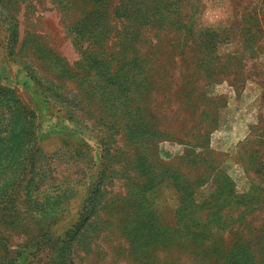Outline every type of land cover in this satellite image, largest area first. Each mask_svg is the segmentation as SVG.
I'll use <instances>...</instances> for the list:
<instances>
[{
  "label": "rangeland",
  "instance_id": "374dc122",
  "mask_svg": "<svg viewBox=\"0 0 264 264\" xmlns=\"http://www.w3.org/2000/svg\"><path fill=\"white\" fill-rule=\"evenodd\" d=\"M154 5L82 69L93 2L0 0V264H264V0Z\"/></svg>",
  "mask_w": 264,
  "mask_h": 264
},
{
  "label": "trees",
  "instance_id": "16d2710c",
  "mask_svg": "<svg viewBox=\"0 0 264 264\" xmlns=\"http://www.w3.org/2000/svg\"><path fill=\"white\" fill-rule=\"evenodd\" d=\"M57 1L62 8L67 7L68 0ZM90 1L94 3L96 9L88 11L75 24H73L70 29L73 34V43L79 54V60L74 67H81L84 69V67L90 65L89 67L91 68L93 67L92 62H95L97 58L110 57L112 59L120 55L125 56L129 50L131 52L134 51L135 54L138 53V48L135 43L141 41L140 32L142 31V27L144 25L149 26L155 24L153 23V21L156 20L155 17H153V12L156 8L154 0H122L113 14L104 11L107 10V3L109 0ZM162 8L163 9L159 11L160 15L163 16V19H159L160 25H163V20L166 19L164 14L168 12L169 4H164ZM111 31H113L112 37L110 36ZM13 34H15V27L13 28ZM102 45H104L106 49L97 52L95 47H102ZM18 101L19 100L16 99L11 92L0 89V109L3 108L5 104H15L22 108ZM19 118L21 123L23 122L26 124V120H28L26 114L22 115L21 113ZM15 125L17 124L15 123ZM28 129L30 131V128ZM7 131L11 133L13 132V129L10 128ZM29 131L26 129L23 133L28 135ZM12 137L4 139L0 138V164L6 163L7 160L10 159V156L5 150L6 142L11 141ZM25 151L26 148L18 153L19 157H22V160L27 158L24 155ZM15 161L18 163L19 160L15 159ZM31 161L32 159L30 160V164L32 165ZM214 175L215 174L209 177L210 180L215 181L213 178ZM1 180L2 184L6 179L2 177ZM2 186L4 185H1L0 189L2 190L0 191V198L2 199L0 205L5 201L4 198H6L8 194V190L2 189ZM188 227L191 231L192 227L190 224L187 228Z\"/></svg>",
  "mask_w": 264,
  "mask_h": 264
}]
</instances>
